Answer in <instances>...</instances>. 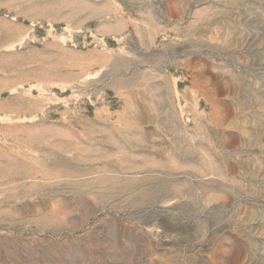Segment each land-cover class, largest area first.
<instances>
[{
  "label": "rangeland",
  "instance_id": "1",
  "mask_svg": "<svg viewBox=\"0 0 264 264\" xmlns=\"http://www.w3.org/2000/svg\"><path fill=\"white\" fill-rule=\"evenodd\" d=\"M0 264H264V0H0Z\"/></svg>",
  "mask_w": 264,
  "mask_h": 264
},
{
  "label": "bare ground",
  "instance_id": "2",
  "mask_svg": "<svg viewBox=\"0 0 264 264\" xmlns=\"http://www.w3.org/2000/svg\"><path fill=\"white\" fill-rule=\"evenodd\" d=\"M15 178V177H14ZM11 181H12V179H11ZM99 182H102V180H99V179H97V181H93V182H91L90 180H88V179H83V180H81V181H77L76 183H73L76 187H77V184H90V183H93L94 185L93 186H99ZM113 189V186H110V187H108V188H106V191L107 192H109V191H111ZM85 191H86V189L84 188L83 190H82V192L83 193H85ZM63 201H64V199H62Z\"/></svg>",
  "mask_w": 264,
  "mask_h": 264
}]
</instances>
